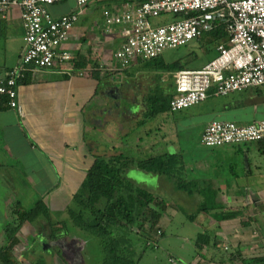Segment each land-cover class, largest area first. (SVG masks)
I'll list each match as a JSON object with an SVG mask.
<instances>
[{"label":"crops","instance_id":"1","mask_svg":"<svg viewBox=\"0 0 264 264\" xmlns=\"http://www.w3.org/2000/svg\"><path fill=\"white\" fill-rule=\"evenodd\" d=\"M125 2V0H111L105 8L121 9ZM69 10L72 11L73 9ZM50 11L54 16L67 13L55 14L52 9ZM83 19L84 16H82L79 22L81 23ZM78 23L73 27L70 38L64 44V47L72 55L78 52L84 55L89 60L88 70L92 68L93 63L96 61L102 70V74L105 71H109L112 74L111 78L106 81V83H112L108 86L109 90L104 88L106 84L104 85L100 79L87 72H73V65L70 61L50 69H34L31 81L18 84L17 86V107H12L9 103H3V94L0 93V182L7 184L6 187L9 193H15L14 189L11 191L9 187L11 184L21 183L23 186L28 184L30 188L33 190L35 188L41 194L40 198H43L50 210H55V212L64 211L68 204H70L74 194L84 181L87 171L94 162V155L105 154L99 153L100 148L111 146L112 144L110 151L104 148L103 150L109 151V154L123 152L119 139L114 140V135L116 136L117 134H114L113 139L110 141L108 139L106 141L103 140L104 134L102 135L101 131H105L109 123L116 124V127L118 126L122 130V127H124L122 126V117L125 119L129 116L125 121L127 124L130 117L140 111L143 113L146 110L144 98L148 94L150 87H154L157 83L164 89H167V91L174 92V96L177 93L174 74L173 78L169 80L168 78L166 79V73H163L161 79L158 80L156 77L158 73L156 71L141 69L139 63L142 60L141 57L136 58L129 65L127 72L122 70L125 73L123 74L121 71L123 68L114 60V52L124 41L125 34L121 30V27L115 26L110 31L105 26H103L104 30L96 28L97 32L101 31L102 35L107 36L105 38H107V42L111 45V50L104 52L98 45V42H101V36L95 33L94 28L87 27L84 23L78 25ZM109 33L114 36H109ZM24 36L25 30L19 7L10 8L6 13V17H2L0 14V81L6 77L9 70L20 63L26 48ZM104 63H112V66L105 67ZM128 72L132 74L129 75ZM119 78L130 80L135 84H138V79H140L139 82L142 80L146 81L145 87L143 86L146 88V91L135 92L138 94L136 95L137 98L129 102L133 106L129 107L126 112H122L121 106L117 102L111 106H106L105 104V96L110 94V92H117V88L120 87L121 82L125 81ZM253 89L242 91L247 94L242 95V99L234 101V104L225 103L223 102L224 100L219 102V110L229 109L233 106L241 107L246 104H264V87ZM130 92H133L132 87L130 88ZM211 97L218 96L210 95L208 98ZM233 97L236 98V96ZM254 107L256 109L255 105L252 108ZM184 113L183 115L188 114V112ZM255 114L256 112L252 110V119L246 123L230 119H212L232 121L238 124H248L264 119V117H257ZM177 118L179 116H174L173 114L175 124H171L170 119L162 118L159 125L163 126V122H165L168 126L169 124L171 125L168 128L179 129L176 122ZM139 119L140 116L135 119H129L131 124H134L133 126H129L130 132L122 130V134L119 131L117 135L119 138L120 136L126 138L135 136L131 141L132 145H126L131 146L129 150L127 149L130 155L141 158L152 153H178L182 150L179 147H175V145H171V148L168 147L170 142L167 140L168 132L163 137L158 135L157 139H152L154 133L152 131L153 128H150L149 132L151 134L146 138L137 137L134 134V126L140 123ZM207 122L199 133L200 140ZM114 131L117 130L114 128ZM178 132L176 130L177 136ZM164 140L167 142L166 144H163ZM250 146H256V148H251ZM198 149H202L203 152L199 157H193V161L187 163L186 166L194 168L193 178H201L209 186L204 187L205 190H202V194L200 190H197L193 196H190L183 190H178V197L182 200V203L200 204L205 198H214L218 202L219 200H224L223 205L227 209L233 210L235 208L231 206L234 202L243 204L242 201L247 192L244 194L243 190L245 187L236 188V184H239L240 178L253 176L252 165L260 168V165L256 161H253L252 156L253 154L256 156V153H264V150L260 149V144L252 142L246 145H224L218 148H210V150L206 151L202 147ZM238 153L245 154L247 157L245 171L243 173L236 172L234 170L236 163L232 162L230 164L231 171L229 173L226 172L224 161L218 159V157L235 158ZM217 159L220 161H217ZM10 168L11 172L8 171ZM13 174L18 177V180L3 178L4 176L13 177ZM129 175L136 184L148 187L155 194L162 197L163 188L160 189V192L156 189V185L160 187L161 183H165V179L161 176L135 167L131 168ZM150 178L156 179L154 187L148 184ZM41 184H44L43 188ZM261 194L263 196L264 192L262 191ZM205 213L211 218V214H214V211ZM261 216H264L263 211L262 213L260 212ZM212 218L215 219L214 217ZM204 219L209 221L206 217ZM249 243L255 244L250 245ZM234 246L245 248L248 246H259L260 256L264 255V239H260V242H258V240L246 239L245 237L242 239L238 238ZM238 254H242L241 251Z\"/></svg>","mask_w":264,"mask_h":264},{"label":"rangeland","instance_id":"2","mask_svg":"<svg viewBox=\"0 0 264 264\" xmlns=\"http://www.w3.org/2000/svg\"><path fill=\"white\" fill-rule=\"evenodd\" d=\"M110 1L111 0H91L84 7V19L81 23L79 22L78 25L84 23L87 27H93L95 31L96 28L99 30L103 29V26H105L103 13L106 9L105 7L109 5ZM75 6L76 3L74 0H64L60 3L53 4L50 6V9H52L53 13L55 14H62L63 12L70 13L71 11L69 9H74ZM173 19H175L173 14H164L154 18L153 23L155 25H159L163 24L165 21H170ZM95 33L98 34V36H101V42H98L99 48L101 50L103 49L104 52L111 50V45L107 42V38H105L106 35H102L101 31H96ZM111 35L113 34L109 33V36ZM200 45L201 44H199V42L193 40L185 46L175 49H167L163 52L162 59L167 62H171L178 58H188L186 55L190 50L194 49L198 53L199 57L190 60V66L198 67L202 63L204 64L207 62L214 55V52L212 54H204L203 48ZM104 64L105 67L112 66V63ZM122 70L123 69H121V71ZM110 72L113 73L111 70ZM122 72L125 74L124 71ZM165 75L166 79L168 78L170 80V74L168 75V73H166ZM119 79L125 81L121 82L119 85L120 87L117 88V92H110V94L105 96V104L106 106H111L117 102V104H120L122 112H126L129 107L133 106L129 102H131L132 99L135 100L137 98L136 95L138 94L136 93L138 91H146V88H144L146 81L142 80L139 82L140 79H138V84H135L134 82L124 78ZM137 85L138 87H136ZM131 87L133 92H130ZM106 88L109 90L108 87ZM232 94L231 96L211 97L188 109L176 112L161 113L155 118L144 117L142 111H140L129 119H135L136 117L140 116V123L137 126H134V134L137 137L143 139L146 138L151 134V132H149L150 128H153L152 131L154 133L152 139H157L158 135L163 137V135L168 132L167 140L170 141L168 146L169 148L172 147L171 145H175V147H179L186 152V157H192V155H194V157H199V155L203 152L201 147L205 148L204 151L210 150V148H212L203 145L199 137L201 128L210 119L221 118L237 120L241 123H246L252 119V110L256 112L255 115L257 117H264V104H246L245 106L241 107L233 106L229 109L219 110V102L224 100L223 102L225 103L234 104V101L242 99V95H246L247 93L236 92L235 94ZM233 96H236V98ZM253 105L256 106V109L255 107L252 108ZM184 112H188V114L183 115L185 114ZM173 114L174 116H179V118L176 120L179 127V129H176L179 131L178 136L176 135L175 129H171L172 127L168 128L171 126L170 124L168 126L167 123L163 122V126L161 124L159 125L162 118L170 119V122H172L171 124H175L173 121ZM128 117L129 116H127V118ZM127 118L124 119L122 117V126H124L122 127V130L124 132H130L129 126L134 125L131 124L129 119L126 124L125 121ZM113 126L117 131H114ZM122 130L120 127H116V124L113 125V123H109L105 131H99H101L102 135L104 134V141H106V139L110 141L113 139L114 134H119V131L120 134H122ZM117 135H114V140L117 138L119 139V142H121L122 145L121 150H129L131 146L126 145H132L131 141L135 136L131 138L120 136L119 138ZM164 138L166 137L164 136ZM166 143L167 142L164 140L163 144ZM111 146H103V148L110 151ZM250 147L256 148V146ZM103 148L99 149V153H105L109 155V151H104ZM252 156L253 161H256L258 165H260V168L252 165L251 169L253 170V176L240 178L239 184H236V188L245 187L243 191L245 192L244 194L247 192L248 196H244L242 201L243 204L240 202L233 203L231 207L235 208L234 210H240L241 213L231 220L228 219L216 221L212 217L211 220L207 213L199 209V203L183 204V207L179 209L176 204L173 203L179 201V191L176 189V186L164 180L165 183H161L159 187L154 184L156 183V179L150 178L148 184L151 187L156 185L158 192H160V189L163 188L164 191L161 193V195L162 197L171 201V205L170 208H168L166 214H164L163 221L160 223V228L163 233L165 232V235L163 237H159V234H152V239H154V241L155 238L159 237V239L155 242L152 241V244L150 245H148V240H146L145 237L123 227V229L127 231L124 232L123 230L121 234L126 237V246L129 251L132 252L136 264H246L244 263L245 259L260 255L259 246H248L247 248L234 246L236 241H238V238L242 239L245 237L246 239H254L255 241L258 240V242H260V239H264V216L260 217V212H264V209L261 207V205L264 204V195L262 196L261 194L262 191L264 192V153H256V156L254 154ZM246 158V155L241 153H238L237 157L235 158L225 156L218 157V159L224 161V168L228 173L231 171L230 164L232 162L236 163L234 170L236 172L243 173L246 169ZM218 159L217 161H220ZM8 171L11 172V168L10 170L8 169ZM13 177L4 176L3 178L7 180H18L16 175L13 174ZM41 185L43 188L44 184ZM6 186L7 184L0 182V246L5 242L3 237V226L8 216L7 213H10L9 211L15 205H17V201L21 202L20 205L22 208L27 209L32 207L41 196V194L36 191L35 188L33 190L28 184L26 186H23L21 183L9 185L11 191L14 189L15 193H9ZM14 197L17 199H14ZM223 201L224 200H219V202L222 204ZM52 212V218L55 221L61 218L69 219L66 210H64V213H62L60 217L55 215V210ZM192 215H195L193 216L194 218L190 217ZM205 217L208 218L209 221L205 220ZM38 226L42 228L43 232H49V225H47V222L43 220L38 224L35 223V225L29 222L25 223V225L17 234L19 242L15 246L13 253L22 259L25 264H32V262L40 258L44 260L45 264H100L102 261L103 257L101 255L99 246H97L98 242L95 241L94 238H91L92 236L88 232L86 233L82 230H79L71 224L68 227L70 231L68 234L62 235V237L59 239L48 240L46 238V240L43 233L38 234L37 238H35L36 230L40 229ZM201 233H206L213 240L216 239V247L211 245V247L204 246L202 249H199L196 239ZM91 239H93L94 242ZM85 243L87 244L86 247ZM249 244L254 245L255 243ZM240 251L242 254H238ZM244 254L247 257H244Z\"/></svg>","mask_w":264,"mask_h":264},{"label":"built area","instance_id":"3","mask_svg":"<svg viewBox=\"0 0 264 264\" xmlns=\"http://www.w3.org/2000/svg\"><path fill=\"white\" fill-rule=\"evenodd\" d=\"M62 1L0 0L2 17L12 7L21 9L25 30L26 48L20 63L0 81V93L9 97L12 107L18 106V80L26 70L50 69L72 58L64 44L91 0H74L76 6L70 13L55 17L50 6ZM164 14L184 17L155 25L153 19ZM103 16L107 30L119 26L126 35L114 52L121 68L136 58L157 57L167 49L185 46L219 25L228 32V41L217 45V55L201 68L174 73L177 93L170 102L172 112L188 109L210 95L264 87V0H126L121 9L106 8ZM260 140H264V119L248 124L212 119L201 137L209 147Z\"/></svg>","mask_w":264,"mask_h":264},{"label":"trees","instance_id":"4","mask_svg":"<svg viewBox=\"0 0 264 264\" xmlns=\"http://www.w3.org/2000/svg\"><path fill=\"white\" fill-rule=\"evenodd\" d=\"M129 1L141 3L145 0ZM174 16L175 19L184 17L180 14ZM123 39L126 40L125 35ZM228 39V32L222 25H219L211 31L202 32L194 41L201 44L204 54L214 52V55L210 58L212 59L217 55V45L227 42ZM186 57L188 58H178L167 62L162 59L161 54L157 57L142 58L139 63L141 69L156 71L158 73L156 77L160 80L163 73L170 74L172 78L178 70L202 67L203 63L200 65L201 67L190 66V60L199 57L196 50H190ZM70 61L73 65V72H87L100 79L104 85L106 84L104 88L112 84L110 82L106 83L112 74L109 71L102 74V70L96 61L89 70L87 68L89 60L79 52L72 55ZM128 67L123 68V70L127 72ZM33 71V69L26 70L24 76L19 78L18 84L30 82ZM128 74L132 73L128 72ZM212 91L213 89L210 93ZM173 97L174 92L167 91L158 83L154 87H150L144 98L146 110H144L143 116L155 117L161 113L172 112L170 102ZM2 101L3 103H9V97L3 94ZM257 143L260 144V149L264 150V140ZM94 157V162L87 171L84 181L65 209L69 219L53 220V212L43 198H39L32 207L27 209L22 208L21 202L17 201V205L9 211L10 213H8L3 226L5 242L0 246V264H25L22 259L13 253L19 242L17 234L25 223L29 222L35 225V223L38 224L43 220L49 225V232H43L42 228L38 226L40 229L36 230L35 238L38 234L43 233L45 239H59L62 235L70 232L68 227L72 224L77 229L91 234V238L98 242L97 246H99L103 257L100 264H136L132 252L126 246V237L121 234L124 230L123 227L145 237L148 240V245L152 244V241L155 242L160 236L165 235V232L163 233L160 228V223L164 219V214L170 208L171 201L155 194L148 187L136 184L129 175L131 168H139L161 176L168 183L174 184L177 190H183L190 196H193L197 190H200L202 194V190H205L204 187L209 186L203 179L193 178L194 168H188L186 164L191 163L194 156L186 157V152L182 150L178 153H152L141 158H136L127 151L109 155L95 154ZM173 203L179 209L183 207L180 198L178 202ZM261 207L264 209V204ZM199 209L208 213L214 211V214L211 215L218 221L233 219L241 213L240 210L227 209L225 205L214 198H205L200 203ZM62 213L64 211L55 212V215L60 217ZM193 216L195 215L190 217L194 218ZM152 234H159V237L155 238L154 241ZM91 240L94 242L93 239ZM196 242L199 249L204 246L211 247V245H214L216 247L217 245L216 239L213 240L206 233L199 234ZM86 245L85 243V247ZM244 263L264 264V255L249 257L245 259ZM32 264H45V262L40 258Z\"/></svg>","mask_w":264,"mask_h":264}]
</instances>
